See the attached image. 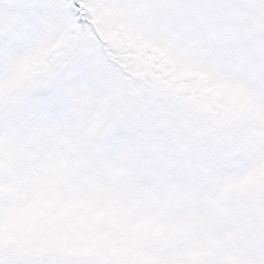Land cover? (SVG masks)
<instances>
[{
  "label": "rangeland",
  "instance_id": "rangeland-1",
  "mask_svg": "<svg viewBox=\"0 0 264 264\" xmlns=\"http://www.w3.org/2000/svg\"><path fill=\"white\" fill-rule=\"evenodd\" d=\"M0 264H264V0H0Z\"/></svg>",
  "mask_w": 264,
  "mask_h": 264
}]
</instances>
